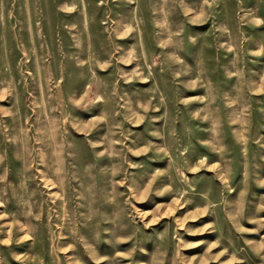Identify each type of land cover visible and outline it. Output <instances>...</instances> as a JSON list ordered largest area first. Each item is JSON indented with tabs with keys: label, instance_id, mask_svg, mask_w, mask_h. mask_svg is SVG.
Masks as SVG:
<instances>
[{
	"label": "rangeland",
	"instance_id": "1",
	"mask_svg": "<svg viewBox=\"0 0 264 264\" xmlns=\"http://www.w3.org/2000/svg\"><path fill=\"white\" fill-rule=\"evenodd\" d=\"M0 264H264V0H0Z\"/></svg>",
	"mask_w": 264,
	"mask_h": 264
}]
</instances>
